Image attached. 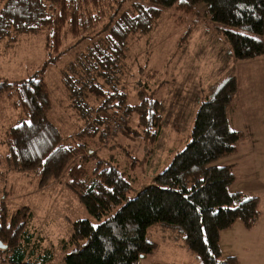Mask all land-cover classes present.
<instances>
[{
    "label": "trees",
    "instance_id": "1",
    "mask_svg": "<svg viewBox=\"0 0 264 264\" xmlns=\"http://www.w3.org/2000/svg\"><path fill=\"white\" fill-rule=\"evenodd\" d=\"M197 2L206 3L210 20L224 26L221 31L234 59L263 52L264 0H0V39L41 35L56 55L67 36L86 42L61 71L62 83L84 120L68 140L61 139L48 116L51 98L41 76L45 63L25 78L0 77V94L10 97L22 113L4 131L6 164L39 171L46 180L76 159L67 168V185L96 222L88 218L72 222L68 240L72 249L62 264H140V255L155 247L146 238L147 227L158 222L180 226L185 246L201 264H234L230 257L218 262L221 230L235 219L245 227L256 222L257 197L229 190L234 181L232 164L211 163L234 152L241 139L227 118L237 88L235 76L227 69L219 85L198 104L184 146L133 195H127L132 186L124 170L101 161L87 164L96 154V140L102 143L120 128L112 125L118 117L132 118L134 125L121 123L130 135L153 132L156 138L164 120L185 119L181 109L168 114L161 100L141 89L132 96L133 102L128 101L126 79L142 66L132 71L136 63L126 60L127 42L151 31L162 8L197 15ZM177 125L172 123L180 133ZM126 153V167L133 166L137 157ZM30 216L27 206L8 211L0 199V264L50 260L51 252H39L33 242L27 227Z\"/></svg>",
    "mask_w": 264,
    "mask_h": 264
},
{
    "label": "rangeland",
    "instance_id": "2",
    "mask_svg": "<svg viewBox=\"0 0 264 264\" xmlns=\"http://www.w3.org/2000/svg\"><path fill=\"white\" fill-rule=\"evenodd\" d=\"M195 10L197 15L162 8L151 31L127 42L126 60L136 63L132 71L142 66L137 75L126 79L128 101L133 102L132 96L141 89L146 96L161 100L168 114L181 109L185 119L164 120L157 138L153 132L132 136L123 127L113 129L115 133L104 142L96 140V154L87 164L95 166L101 161L124 170L132 186L127 195H133L151 182L154 174L184 146L198 104L219 85L227 69L235 76L237 85L227 118L229 126L240 131L241 139L234 152L211 163L233 164L234 181L229 190L255 195L259 215L250 227L235 219L221 230L218 262L230 257L234 264H264V50L254 57L234 59L221 31L224 26L210 20L208 5L197 2ZM261 39L264 42V32ZM84 43L67 36L61 46L63 50L56 55L41 35L0 39L1 78L8 81L25 78L45 63L41 76L51 98L48 116L63 141L84 124L81 110L72 102L61 75L67 63L84 49ZM90 103L96 105L95 101ZM20 116V109L12 106L10 97L0 94V199L5 200L8 211L24 205L30 209L27 227L34 235L38 251L51 252L46 264H62L72 249L68 243L72 222L78 218H88L92 223L96 220L67 185V168L76 159L69 161L58 176L46 180L41 179L39 171L18 170L3 160L4 131ZM123 119V123L134 125L132 118ZM172 123L178 124L180 133L174 131ZM126 150L137 157L133 166L126 167ZM146 238L155 247L139 259L140 264H201L184 245L182 228L178 225L152 224L147 227Z\"/></svg>",
    "mask_w": 264,
    "mask_h": 264
},
{
    "label": "built area",
    "instance_id": "3",
    "mask_svg": "<svg viewBox=\"0 0 264 264\" xmlns=\"http://www.w3.org/2000/svg\"><path fill=\"white\" fill-rule=\"evenodd\" d=\"M123 118L122 117H118L116 120H114L112 123L113 128H117V127H121V123H123ZM133 264H139L138 262H133Z\"/></svg>",
    "mask_w": 264,
    "mask_h": 264
},
{
    "label": "crops",
    "instance_id": "4",
    "mask_svg": "<svg viewBox=\"0 0 264 264\" xmlns=\"http://www.w3.org/2000/svg\"><path fill=\"white\" fill-rule=\"evenodd\" d=\"M229 110H231V109H229ZM229 117V116H228ZM225 164H228V163H225ZM233 165V164H232ZM185 245V244H184Z\"/></svg>",
    "mask_w": 264,
    "mask_h": 264
},
{
    "label": "water",
    "instance_id": "5",
    "mask_svg": "<svg viewBox=\"0 0 264 264\" xmlns=\"http://www.w3.org/2000/svg\"><path fill=\"white\" fill-rule=\"evenodd\" d=\"M142 257V255H140V258Z\"/></svg>",
    "mask_w": 264,
    "mask_h": 264
}]
</instances>
